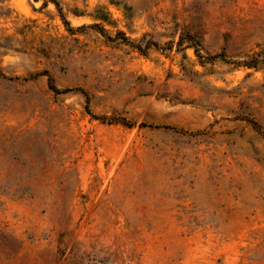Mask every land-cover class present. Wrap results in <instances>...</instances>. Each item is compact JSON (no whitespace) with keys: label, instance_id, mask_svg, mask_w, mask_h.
<instances>
[{"label":"rangeland","instance_id":"1","mask_svg":"<svg viewBox=\"0 0 264 264\" xmlns=\"http://www.w3.org/2000/svg\"><path fill=\"white\" fill-rule=\"evenodd\" d=\"M58 4L0 0V264H264V0Z\"/></svg>","mask_w":264,"mask_h":264},{"label":"trees","instance_id":"2","mask_svg":"<svg viewBox=\"0 0 264 264\" xmlns=\"http://www.w3.org/2000/svg\"><path fill=\"white\" fill-rule=\"evenodd\" d=\"M49 1H51L52 3H54L55 6L57 7L58 11L61 12V9L59 8L58 0H49ZM60 15H61V18H62L63 23L67 26V28H68L69 30H71V28L69 27V22L65 19V17L63 16L62 13H60ZM100 30H101V32H104V31H103V28L100 29ZM138 48H139V47H138ZM194 52H195V54H196L197 56H200L199 53H198V51H197L196 49H194ZM221 56H222L221 54H219V55H208L207 58H208L209 60H214L215 58H217V57H221ZM261 63H264V54L262 55V57H261L260 59H258V58L255 57V56H251V57H249L248 59L241 61L240 64H242V65H244V66H247V67H249V68H258L259 65H260ZM46 75H47V78H48V86H49L54 92H56V93H60V92H66V91L69 90V88H57V87L54 85L51 76H50L49 74H46Z\"/></svg>","mask_w":264,"mask_h":264}]
</instances>
